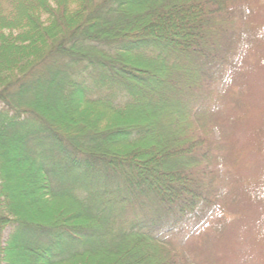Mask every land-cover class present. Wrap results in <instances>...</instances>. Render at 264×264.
Returning a JSON list of instances; mask_svg holds the SVG:
<instances>
[{
  "label": "trees",
  "instance_id": "16d2710c",
  "mask_svg": "<svg viewBox=\"0 0 264 264\" xmlns=\"http://www.w3.org/2000/svg\"><path fill=\"white\" fill-rule=\"evenodd\" d=\"M261 7L0 0V264H223L256 207L264 241L236 146ZM252 136L264 160V115Z\"/></svg>",
  "mask_w": 264,
  "mask_h": 264
},
{
  "label": "rangeland",
  "instance_id": "374dc122",
  "mask_svg": "<svg viewBox=\"0 0 264 264\" xmlns=\"http://www.w3.org/2000/svg\"><path fill=\"white\" fill-rule=\"evenodd\" d=\"M258 13L256 18L264 22V7H261ZM249 85V91L245 99L251 112L247 126L238 135L236 146L238 150H244L240 161L242 172L249 179H256L261 176L264 170V160L252 148H249L248 144L253 139L252 135L255 127L258 126L262 115H264V68L262 73L253 76L249 81ZM107 118L109 117L107 116ZM12 179H14V176H12ZM49 210L50 213L58 211L53 206H50ZM219 213V208H213L204 221L191 225L183 235L175 237L173 239L174 243L182 244L189 235L201 229H207ZM261 217L259 207L247 212L241 220V224L229 237L230 240L226 247L223 264H264V241L255 239L261 227ZM8 234L9 230L7 229L5 232L6 238Z\"/></svg>",
  "mask_w": 264,
  "mask_h": 264
}]
</instances>
